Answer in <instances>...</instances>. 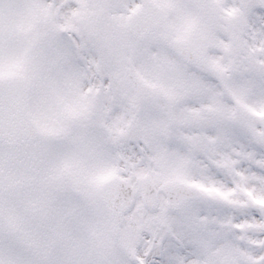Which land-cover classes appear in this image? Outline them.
Masks as SVG:
<instances>
[{
    "label": "snow or ice",
    "instance_id": "snow-or-ice-1",
    "mask_svg": "<svg viewBox=\"0 0 264 264\" xmlns=\"http://www.w3.org/2000/svg\"><path fill=\"white\" fill-rule=\"evenodd\" d=\"M0 264H264V0H0Z\"/></svg>",
    "mask_w": 264,
    "mask_h": 264
}]
</instances>
